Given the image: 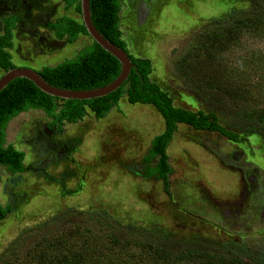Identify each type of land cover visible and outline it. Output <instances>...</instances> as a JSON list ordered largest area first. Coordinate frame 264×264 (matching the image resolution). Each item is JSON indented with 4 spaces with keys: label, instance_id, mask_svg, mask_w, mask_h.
<instances>
[{
    "label": "rangeland",
    "instance_id": "rangeland-1",
    "mask_svg": "<svg viewBox=\"0 0 264 264\" xmlns=\"http://www.w3.org/2000/svg\"><path fill=\"white\" fill-rule=\"evenodd\" d=\"M65 1L0 0V34L3 18L19 17L10 50L16 67L40 71L73 58L92 42L79 35L69 43L45 27L64 16L81 21ZM248 9L247 0H122L119 28L129 53L151 61V81L175 107L212 112L237 133L231 120L242 104L237 102V56L263 48L264 40L246 37L237 48L233 41L218 44L216 35L233 13ZM253 74L246 73L251 83ZM213 84L234 96L213 101L212 89H204ZM196 88L200 98L192 91ZM163 130L152 106L129 104L125 96L104 118L87 111L81 121L63 122L60 129L40 110L9 121L6 142L24 153L25 171L10 175L0 167V204L10 208L0 221V264H29L34 233L26 231L49 220L61 225L68 216L60 214L68 209L104 210L123 225L158 229L174 240L232 243L264 256V135L238 132L235 143L178 124L166 148L172 168L168 195L161 180L144 173L157 162V157L145 158Z\"/></svg>",
    "mask_w": 264,
    "mask_h": 264
},
{
    "label": "trees",
    "instance_id": "trees-1",
    "mask_svg": "<svg viewBox=\"0 0 264 264\" xmlns=\"http://www.w3.org/2000/svg\"><path fill=\"white\" fill-rule=\"evenodd\" d=\"M247 1L249 9L233 13L223 26L222 33L216 35V40L220 42L218 44H231L233 41L240 48L246 37L264 40V0ZM121 2L89 0L91 20L97 31L125 50L134 66L127 80L117 90L95 99L62 100L41 92L29 80L18 78L0 91V167H4L10 175L23 173L25 168L24 153L6 142L7 125L16 116L31 109L42 111L60 129L63 122L75 124L81 121L87 111L95 119L104 118L123 96L129 104L152 106L162 117L164 130L152 139L145 158L151 161L157 157V162L155 166L147 167L144 173L146 177L161 180L163 191L168 195L172 168L168 164L166 148L178 124L188 125L194 130L215 132L235 143L240 140L239 133L249 131L264 135V47L248 50L245 56H237V102L241 101L242 104L237 103V110L231 119L236 133L221 125L217 115L212 112H192L175 107L172 98L151 81V61L130 54L121 37ZM65 4L67 7L73 6L80 14V0H66ZM18 21L16 15L2 19L0 69L3 71L16 67L9 51L13 48L12 36ZM45 27L57 39L66 38L69 43L75 42L79 35H87L81 21L67 16L47 23ZM38 73L54 87L91 90L112 82L120 73V63L92 41L73 58L43 67ZM246 73H254L257 77L251 83V75ZM204 89H212V100L215 102H221L222 95L234 96L232 91L218 84ZM218 90L222 91L219 96L215 94ZM192 91L197 98L201 97L199 88ZM9 211L8 206L0 204V221ZM60 216H68V219L59 226L55 225V220H49L42 228L26 231L34 233L29 264H264V256L260 251L232 243L214 246V243L200 238L174 240L168 233L158 229L123 225L104 210L68 209ZM22 240L23 237H19L18 244Z\"/></svg>",
    "mask_w": 264,
    "mask_h": 264
},
{
    "label": "water",
    "instance_id": "water-1",
    "mask_svg": "<svg viewBox=\"0 0 264 264\" xmlns=\"http://www.w3.org/2000/svg\"><path fill=\"white\" fill-rule=\"evenodd\" d=\"M80 17L87 35L96 42L104 51L115 57L120 63L119 75L107 85L91 89V90H66L50 85L43 79L37 70L24 67H15L13 69L3 71L0 76V91L3 90L11 81L24 78L29 80L41 92L62 99V100H89L104 97L117 90L128 78L131 69L134 67L127 52L112 42L107 40L101 33L97 31L91 20V12L89 0H80Z\"/></svg>",
    "mask_w": 264,
    "mask_h": 264
},
{
    "label": "flooded vegetation",
    "instance_id": "flooded-vegetation-1",
    "mask_svg": "<svg viewBox=\"0 0 264 264\" xmlns=\"http://www.w3.org/2000/svg\"><path fill=\"white\" fill-rule=\"evenodd\" d=\"M2 33V32H1ZM10 52V51H9ZM12 58V57H11ZM24 68H26V67H24ZM31 110H33V109H31Z\"/></svg>",
    "mask_w": 264,
    "mask_h": 264
}]
</instances>
